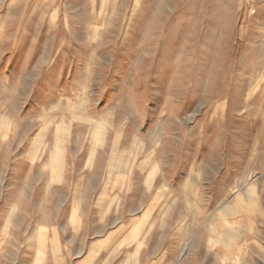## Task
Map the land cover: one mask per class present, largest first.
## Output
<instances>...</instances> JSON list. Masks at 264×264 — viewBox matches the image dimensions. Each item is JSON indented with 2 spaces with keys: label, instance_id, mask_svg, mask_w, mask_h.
I'll use <instances>...</instances> for the list:
<instances>
[{
  "label": "rangeland",
  "instance_id": "rangeland-1",
  "mask_svg": "<svg viewBox=\"0 0 264 264\" xmlns=\"http://www.w3.org/2000/svg\"><path fill=\"white\" fill-rule=\"evenodd\" d=\"M0 264H264V0H0Z\"/></svg>",
  "mask_w": 264,
  "mask_h": 264
},
{
  "label": "bare ground",
  "instance_id": "bare-ground-1",
  "mask_svg": "<svg viewBox=\"0 0 264 264\" xmlns=\"http://www.w3.org/2000/svg\"><path fill=\"white\" fill-rule=\"evenodd\" d=\"M96 123V122H95ZM99 124V122L98 123H96V125H98ZM153 154V153H152ZM151 156V155H150ZM251 191H253V190H249L248 191V194H249V196H251L250 194H251ZM249 201H250V199H249ZM230 206V205H229ZM227 210V209H226ZM227 213V212H226ZM188 249H189V246H186V248L183 250L184 252H183V256H185L186 255V253L188 252Z\"/></svg>",
  "mask_w": 264,
  "mask_h": 264
}]
</instances>
